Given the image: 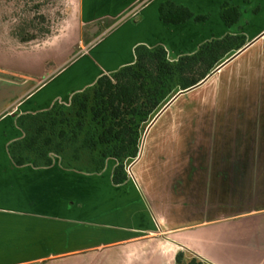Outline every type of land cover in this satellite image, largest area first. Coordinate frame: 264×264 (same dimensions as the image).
<instances>
[{
  "label": "crops",
  "instance_id": "crops-1",
  "mask_svg": "<svg viewBox=\"0 0 264 264\" xmlns=\"http://www.w3.org/2000/svg\"><path fill=\"white\" fill-rule=\"evenodd\" d=\"M167 2L208 20L165 25L158 10ZM225 3L241 12L232 29L220 17ZM77 21L79 53L25 95L10 84L14 99L0 113V264H175L179 253L203 264H264V0H78ZM227 37L245 45L215 73L225 105L210 113L226 119L212 123L206 155L183 144L195 124L159 119L146 168L134 173L139 153L122 185L113 160L92 175L64 170L58 158L49 168L12 161L9 146L25 137L20 117L70 105L134 65L138 47H161L173 63Z\"/></svg>",
  "mask_w": 264,
  "mask_h": 264
},
{
  "label": "trees",
  "instance_id": "trees-1",
  "mask_svg": "<svg viewBox=\"0 0 264 264\" xmlns=\"http://www.w3.org/2000/svg\"><path fill=\"white\" fill-rule=\"evenodd\" d=\"M158 13L160 21L169 26L208 20V16H196L169 2L161 5ZM220 17L232 29L239 25L241 12L225 3ZM48 34L38 31L34 21H27L13 36L28 44ZM244 45L243 37H227L173 63L161 47H138L134 65L100 78L93 87L73 96L69 107L55 104L47 112L20 117L17 126L25 137L9 146L11 159L17 167L49 168L58 158L62 169L89 175L101 174L113 160L117 163L113 183L122 185L128 167L139 156L146 129L162 109L178 94L204 83ZM175 264L203 263L179 253Z\"/></svg>",
  "mask_w": 264,
  "mask_h": 264
},
{
  "label": "rangeland",
  "instance_id": "rangeland-1",
  "mask_svg": "<svg viewBox=\"0 0 264 264\" xmlns=\"http://www.w3.org/2000/svg\"><path fill=\"white\" fill-rule=\"evenodd\" d=\"M77 8L78 0L32 2L0 0V113L7 109L11 103L10 100L14 99L12 96L14 90L10 89V84L22 88L19 94L15 92L18 96L25 95L36 89L38 82L46 77L45 75L53 69V65L58 66L69 53H79L76 44L83 41V36L79 31ZM41 18L45 21L43 22ZM27 21H34L38 31L45 30L49 34L32 43L21 44L13 34ZM215 73L216 71L210 76L211 78L208 77L204 83L184 95L178 94L157 115L160 116L158 118L156 116L155 122L153 120L152 123H154L149 125L150 128L148 127L147 139L142 141L141 157L142 155L143 157L134 169V173L146 168L145 164L150 154V140L153 136L150 129L159 119V123L186 124L187 127L184 128H192L195 124L194 130L183 131L182 138L186 139L183 144L192 145L193 153L195 151L196 154H207L211 146L212 123H221L222 119H226L224 111L215 116L210 113L211 107L225 105V102L221 103L217 97L218 91L215 86L221 75ZM171 106L172 108L168 110ZM185 149L190 150L188 147ZM134 163L128 167L127 171H132L136 165H133Z\"/></svg>",
  "mask_w": 264,
  "mask_h": 264
},
{
  "label": "water",
  "instance_id": "water-1",
  "mask_svg": "<svg viewBox=\"0 0 264 264\" xmlns=\"http://www.w3.org/2000/svg\"><path fill=\"white\" fill-rule=\"evenodd\" d=\"M222 67H223V66H222ZM220 68H221V67H220ZM220 68H219V69H220ZM216 71H217V70H216ZM206 80H207V79H206ZM206 80H205V81H206ZM205 81H204V82H205ZM202 83H203V82H202ZM202 83H201V84H202ZM198 86H199V85H198ZM195 88H196V87H195ZM193 89H194V88H193ZM191 90H192V89H191ZM191 90H189V91H191ZM189 91H187V92H189ZM187 92H182L181 95H184V94L187 93ZM159 116H160V115H159ZM159 116H157V118H158ZM157 118H156V119H157ZM156 119H155V120H156ZM155 120H154V122H155ZM154 122H153V123H154ZM153 123H152V124H153ZM152 124H151V125H152ZM151 125H150V126H151ZM150 126H149V128H150ZM149 128H148L147 131H146V134H145V136H144V138H143V142H144L145 138L147 139V136H148V134H149ZM143 142H142V144H143ZM141 149H142V147H141ZM140 155H141V150H140ZM131 169H132V167H131Z\"/></svg>",
  "mask_w": 264,
  "mask_h": 264
}]
</instances>
